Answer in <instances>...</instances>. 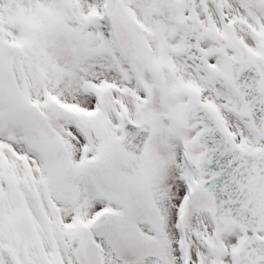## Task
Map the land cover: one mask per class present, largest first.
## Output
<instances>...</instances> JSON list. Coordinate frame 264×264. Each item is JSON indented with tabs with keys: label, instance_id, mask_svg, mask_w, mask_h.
<instances>
[{
	"label": "snow or ice",
	"instance_id": "6c2138e0",
	"mask_svg": "<svg viewBox=\"0 0 264 264\" xmlns=\"http://www.w3.org/2000/svg\"><path fill=\"white\" fill-rule=\"evenodd\" d=\"M0 264H264V0H0Z\"/></svg>",
	"mask_w": 264,
	"mask_h": 264
}]
</instances>
